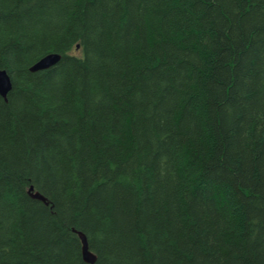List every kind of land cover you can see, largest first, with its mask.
I'll return each mask as SVG.
<instances>
[{
	"label": "trees",
	"instance_id": "16d2710c",
	"mask_svg": "<svg viewBox=\"0 0 264 264\" xmlns=\"http://www.w3.org/2000/svg\"><path fill=\"white\" fill-rule=\"evenodd\" d=\"M0 69V264H264V0H0Z\"/></svg>",
	"mask_w": 264,
	"mask_h": 264
},
{
	"label": "water",
	"instance_id": "95a60500",
	"mask_svg": "<svg viewBox=\"0 0 264 264\" xmlns=\"http://www.w3.org/2000/svg\"><path fill=\"white\" fill-rule=\"evenodd\" d=\"M59 60H60V54L49 53L41 57L38 61H36L33 65H31L29 70L31 72L42 71V70L52 67ZM11 85H12L11 79L7 71L4 69H0V96L5 98L11 88ZM31 196L35 199L45 201V198L37 192L32 193ZM78 234H79V237L82 243V256H83L84 261L87 262L88 264H95L96 257L93 253H91L88 250L86 236L82 232H78Z\"/></svg>",
	"mask_w": 264,
	"mask_h": 264
},
{
	"label": "bare ground",
	"instance_id": "6f19581e",
	"mask_svg": "<svg viewBox=\"0 0 264 264\" xmlns=\"http://www.w3.org/2000/svg\"><path fill=\"white\" fill-rule=\"evenodd\" d=\"M11 84H12V82H11ZM11 87H12V85H11ZM11 89V88H10ZM10 91V90H9ZM8 94V93H7ZM7 96V95H6ZM6 98V97H5Z\"/></svg>",
	"mask_w": 264,
	"mask_h": 264
}]
</instances>
